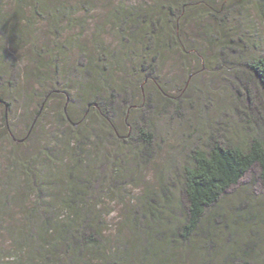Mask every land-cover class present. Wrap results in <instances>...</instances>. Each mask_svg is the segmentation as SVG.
Masks as SVG:
<instances>
[{
    "label": "trees",
    "instance_id": "obj_1",
    "mask_svg": "<svg viewBox=\"0 0 264 264\" xmlns=\"http://www.w3.org/2000/svg\"><path fill=\"white\" fill-rule=\"evenodd\" d=\"M4 1L0 0V105L5 112L13 93L21 91V72L6 47L19 50L23 38L30 35L26 28L31 20L34 25L38 20L48 25L57 41L66 31L82 30L92 20V37L98 41L96 55L84 51L69 67L59 58L67 56L73 37L79 39L80 33L51 49L39 48L31 40L36 78L41 85L51 83L39 106L62 95L67 101L58 111L60 129L51 135L54 141H46L37 113L29 135L13 146L10 166L5 172L0 168V218L14 207L23 210L33 197L10 228L16 256L8 259L0 254V264H93L96 260L100 264H254L253 257L264 263V52H259L244 15L251 1L263 5L264 0H224L219 9L208 0H146L149 4L141 6L119 2L105 13L82 1L85 18L76 17L56 0H15L19 6L15 14L20 15L15 25L3 11ZM257 10L264 14L263 7ZM198 17L212 23L205 25L200 37L204 51L192 37H182L184 26ZM106 34L116 45L105 46L101 37ZM1 37L7 39L5 45ZM172 51L179 53L190 73L177 85L176 80L162 77L166 54ZM192 57L201 60L193 75ZM206 71L211 77L225 71L228 87L210 90L231 113L220 108L222 122L200 123L204 132L193 133L192 101L186 106V98L192 94V78L193 90L201 92L198 82ZM114 74L117 80L112 79ZM75 89L76 97L71 95ZM79 98L74 118L72 102ZM210 98L205 107L214 109L217 104ZM228 114L237 116L235 122H224ZM182 121L191 123V132L181 135L178 154L165 162L156 184L145 182L142 193L123 205L112 243L111 235H106L107 215L99 209L103 195L117 196L124 185L136 184V174L153 162L174 135L175 123ZM0 126V136L12 133L5 116ZM237 132L241 138H232ZM190 138L191 147L184 144ZM28 140L32 143L27 151L19 153ZM64 140L69 164L60 168L63 173L56 180L50 176V163L55 167L63 160V156L55 158V151ZM182 156L188 161L180 164ZM254 168L259 191L242 186ZM42 170L43 184L35 177Z\"/></svg>",
    "mask_w": 264,
    "mask_h": 264
},
{
    "label": "rangeland",
    "instance_id": "obj_2",
    "mask_svg": "<svg viewBox=\"0 0 264 264\" xmlns=\"http://www.w3.org/2000/svg\"><path fill=\"white\" fill-rule=\"evenodd\" d=\"M59 1L60 4H63L66 6L67 9H71V13L74 14L78 18H85V13L82 10V7L79 5L82 1L86 2H91L93 7L98 8V10H101V13L107 12V10L111 9L113 5L119 4V2L124 3L126 5H136V6H141V5H147L149 2L145 3L146 0H56ZM193 1H201L204 2V0H193ZM208 3H210L215 9H219L221 5H223L224 0H208ZM259 2H253L251 1V4L245 8L246 10L244 11V15L246 16V19L249 24V28H251L252 33L255 34L254 37H256V41L259 44L260 48L259 52L263 51L264 52V14L263 12L258 11V8L263 7V5H259ZM18 4L15 0H5L4 1V8L3 11H5L6 15L8 16L7 18L11 17L13 18V25L18 24V20L20 15L15 14V12L18 10ZM103 7H106L107 9L103 10ZM102 8V9H101ZM95 12H97L94 9ZM27 10L25 11V13ZM94 12V13H95ZM109 12V11H108ZM94 13L89 14L88 17H91ZM28 16L29 13H28ZM90 19V18H89ZM20 21V20H19ZM31 23L28 25L26 28V35L30 34L28 36H25L24 42L19 47L18 51H14L9 45L6 47L7 51L10 53V55H13L11 57V60L14 61L17 70L20 71L19 75V89L21 91L19 92H14V96L10 98L12 105L8 109V112L4 110V106L1 104L0 105V120L5 116L6 123H8V128L12 131V133L9 136H3V134L0 136V168L3 169L5 172V169L10 166L11 164V155L13 152V146L17 145L18 143H22L26 133L28 130H30V123L33 120V118L37 115V113L40 114V122L39 123L42 127H44L45 132L47 133L46 141H54V138H51V135L54 133H57L58 130L60 129L59 127V122H58V111L60 108L65 104L67 101V96L62 95L58 101L55 99L54 101H49V103L45 107H40L39 103L41 102V97L44 94H47L48 91L51 89V83L50 82H45L42 85L39 83V80L36 78L38 72H36L37 68L36 64L34 62V55L31 53V40L34 38V44L38 46L39 48H46V49H51L53 48L55 43H65L64 41L68 39L69 36L75 35L80 33L79 39L76 40L77 37L75 38V41L72 40V46L70 50H68L67 56H64V58H59L60 61L62 62L63 65H67L69 67H74L77 63L78 60L80 59V55L82 52H89L91 55H96V51L94 47V44L97 45L98 39L97 37H92L93 33L95 32V25L93 21L89 20L87 22V26L83 28L82 30L79 27H74V30L66 31V33L63 35L62 39H59V41L56 40L55 37L50 35L48 25L44 24H39L40 20H38L35 23V20H31ZM101 22V21H100ZM98 24V22H96ZM211 24L210 21H208L206 18L203 17H198L194 19V22L190 26H184L183 31V36L182 37H192V40H196L194 42L195 45L200 49V51H204V44L201 40L200 37H204L202 35V31L205 27V25ZM34 25V26H33ZM38 29L41 31L36 35L37 37H31L33 36V33H35ZM253 34V35H254ZM67 37V38H66ZM3 40V44L7 42L5 37H1ZM101 40H103L107 45H116L113 36L110 34H106L105 36L101 37ZM22 48V49H21ZM82 48L83 50H81ZM112 48V47H111ZM7 52V53H8ZM9 55V56H10ZM206 55V54H205ZM92 57V56H91ZM180 55L177 51H172L168 52L166 54L165 62L166 65H163V72H162V77L176 80L175 83L179 84L181 81L184 82V80L189 76L190 73L186 72L181 64L180 60ZM48 58H46V61ZM67 60V61H65ZM45 62V60H44ZM66 62V63H65ZM68 63V64H67ZM201 65V60H197L196 58L192 57V75L194 72H196V69L200 67ZM45 69H42L44 71ZM225 71H217L216 76L217 78L211 77L206 71V74L203 76V79H201L198 82V87L200 88L201 92H196V90H193V85H194V78H192V94L188 95L186 98V106H188L189 102L192 101V114L190 115L191 122H192V132L196 133H203L204 129H202V126L200 123L206 124L207 122H217L219 121V115H220V108L222 109H227V113H231V108L226 105L225 102V107L220 104L222 103V99L220 96L216 95L215 93H211L212 91L210 90V87H220V88H226L228 87V77L224 76ZM118 75H113L112 79H118ZM213 79V81H210ZM71 81L75 80L74 78L70 79ZM196 82V81H195ZM196 84V83H195ZM71 86H74V83L71 82ZM179 86V85H178ZM69 88V87H67ZM150 92H153L152 88H148ZM208 90H210L208 92ZM66 91H69V89H66ZM71 95L76 97L78 95V91L72 90ZM221 92V91H219ZM24 94V98H23ZM214 98V102L217 104L216 107L207 109L205 106H207V102L209 101L210 95ZM1 95V92H0ZM171 97L175 100L177 97V93L171 94ZM225 96V101H226ZM13 99H17V102H14ZM80 98L77 99L76 103L72 102L73 109L71 110L72 117H77V110L80 108ZM165 104H163L164 106ZM77 106V107H76ZM227 106V107H226ZM74 109L76 112H74ZM77 109V110H76ZM170 111H173V108L170 107ZM230 115L229 118L227 119L224 116V122L227 123L229 122H235V119H237L236 115L233 114H228ZM166 121V120H165ZM223 120L221 119L219 122H222ZM167 122V121H166ZM163 123V122H162ZM180 125V126H179ZM191 123H186L182 121V123L176 122L174 125L175 130L173 131L174 135L167 141L165 145H162V149L157 152L156 158L145 166L143 168V172L137 173L136 176L139 177L138 182L136 184H131V185H124L123 190H120V195H113V194H104L102 198V204L100 206V212L101 214H106L105 219L108 224L107 228V234L106 235H111V241L114 243L116 239V235L119 231V225L122 220V215H123V210L124 207L123 205L125 203H128L132 200H134L138 195H140L143 191V184L145 182L151 183V184H156L157 182V174L162 171L163 166L166 161L170 159H174V155L178 154V151L180 150V137L183 133L191 132ZM0 128H2L0 126ZM2 130H0V133ZM193 132V133H194ZM29 133H27V136ZM242 133L237 132L236 135H231L232 138H241ZM53 137V136H52ZM103 137L104 134H103ZM23 138V139H22ZM193 141L194 137L192 138ZM192 139H188L184 141V144L187 146H194ZM46 141L41 144L42 146L46 144ZM32 141L28 140V143L24 145L23 147H20L19 153H22L21 150L27 151V147L30 146ZM60 147L57 148L55 151V158L57 157L58 159L63 156V160L57 161L55 167L52 166V163H50L51 168H52V174H50L51 178H54L56 176V180H59L61 178V171L60 168L62 166H67L68 163V157H70V154L65 151L63 147L67 145V140H64L63 142L59 143ZM202 146V145H200ZM49 148H53L52 145L49 146ZM64 152H61V151ZM26 159V156L24 157ZM188 161L187 156H182L180 157V164L185 163ZM56 162V161H55ZM63 173V171H62ZM46 172L42 170V172H36L35 177L39 181V183L43 184V181L46 180V177L44 176ZM256 175H257V168H254L252 172L247 176V178L244 180L243 185L245 187L251 188L254 187L253 189L259 191L260 187L256 182ZM50 178V177H49ZM258 195V194H257ZM228 199V196L223 199ZM33 197L31 196L27 200V205L25 208L19 209L18 207L12 208V210L8 213L6 216H2L0 218V254L3 256H6L8 259H14L16 256L15 247L12 246V240H10V228L13 226H16L14 224V220L17 217H20L21 215L19 214L22 211H25L28 207H30V203L32 202ZM228 201V200H227ZM1 216V215H0ZM16 221V220H15ZM225 255V254H223ZM254 264H264L260 260L255 259L253 257ZM222 259L220 257L218 258V261L221 262ZM237 264V262H234ZM239 263V262H238ZM93 264H100L97 260L93 262ZM130 264H135L134 261L130 262Z\"/></svg>",
    "mask_w": 264,
    "mask_h": 264
}]
</instances>
